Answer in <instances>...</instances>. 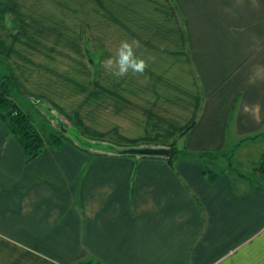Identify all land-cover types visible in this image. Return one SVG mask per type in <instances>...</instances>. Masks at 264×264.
Returning <instances> with one entry per match:
<instances>
[{
  "label": "crops",
  "instance_id": "crops-1",
  "mask_svg": "<svg viewBox=\"0 0 264 264\" xmlns=\"http://www.w3.org/2000/svg\"><path fill=\"white\" fill-rule=\"evenodd\" d=\"M121 39L143 75L100 67ZM0 53L91 143L27 162L0 120V264H264V150L232 163L264 145V0H0ZM175 139V168L110 149Z\"/></svg>",
  "mask_w": 264,
  "mask_h": 264
},
{
  "label": "trees",
  "instance_id": "trees-1",
  "mask_svg": "<svg viewBox=\"0 0 264 264\" xmlns=\"http://www.w3.org/2000/svg\"><path fill=\"white\" fill-rule=\"evenodd\" d=\"M8 72L0 77V120L7 128L9 134L16 139L20 148L26 156V161L31 162L36 159L46 147H50L54 150H61L64 148L66 143H76L77 147L83 151H88L90 148L81 145L79 142H74L70 137L67 136L66 131L62 129L61 126L55 129L48 136L42 135L36 126L34 125L31 116L21 109V107L12 98V93L22 87L20 79L10 70L8 67ZM24 90V89H23ZM38 100H42L39 96H34ZM58 112L64 113L58 106L53 105ZM65 115V113H64ZM70 119L69 116H66ZM65 128V127H64ZM182 135L178 136L181 137ZM88 138V137H87ZM90 140V139H89ZM92 140V139H91ZM87 144L86 140L82 141ZM171 153L169 156H151V155H133V154H120L116 150H125L130 148H148V147H130V148H117L114 145H110L111 152L115 156H125V157H138V158H161L166 160L172 168H175L176 162L179 159L188 158L189 153L187 150L178 149L177 139L173 140L167 146ZM199 156L204 157L201 153ZM257 173L264 178V153L262 158L258 163L256 168ZM204 174L208 177L209 181L213 183L218 177V173L211 168L205 167ZM78 264H106L102 260L96 258H89L82 262H77Z\"/></svg>",
  "mask_w": 264,
  "mask_h": 264
},
{
  "label": "rangeland",
  "instance_id": "rangeland-1",
  "mask_svg": "<svg viewBox=\"0 0 264 264\" xmlns=\"http://www.w3.org/2000/svg\"><path fill=\"white\" fill-rule=\"evenodd\" d=\"M2 57V58H1ZM8 60L6 59V57L0 53V77H3L5 75V70L9 71L7 67L8 66ZM12 98L19 102L17 103L19 106H21V103L24 104L23 102H21L22 96L19 95L17 92H13L12 93ZM21 99V101H19ZM26 104V108L24 107V111H27L29 113V115L31 116V119L34 123V125L36 126L37 130L42 133V135L44 136H48L50 133H52L53 131H55V129H58L61 126V120L59 118H64V116L60 115V112H58V110L55 112V114H57L56 116H53V112L50 111H46L43 106L41 105H29ZM58 112V113H57ZM54 122L55 126H52V123ZM74 126L70 127V125H65V128H63L66 131V134L68 137L73 138L75 135L74 132ZM79 135L80 134V130L78 129ZM75 139V138H73ZM79 141V140H77ZM83 140H80L79 143L81 145H84L85 147L87 146L88 148L90 147L91 143H87L84 144L82 142ZM95 147H99V146H95ZM232 147L229 148L228 151L231 150ZM264 150V145L262 143H259V145L256 148V151L253 152V154L247 158V157H242L239 159H234L232 160L233 166L239 168V170H241L242 172H245L244 170L246 169V171H251L252 168H254L256 166V163H254L255 160H257V158H255L254 156L257 154L258 151ZM252 158V159H251ZM259 159V158H258Z\"/></svg>",
  "mask_w": 264,
  "mask_h": 264
},
{
  "label": "clouds",
  "instance_id": "clouds-1",
  "mask_svg": "<svg viewBox=\"0 0 264 264\" xmlns=\"http://www.w3.org/2000/svg\"><path fill=\"white\" fill-rule=\"evenodd\" d=\"M140 42L136 39H121L108 49L109 54L101 61L100 67L105 74L122 79L129 74L143 75L148 61L140 50Z\"/></svg>",
  "mask_w": 264,
  "mask_h": 264
},
{
  "label": "water",
  "instance_id": "water-1",
  "mask_svg": "<svg viewBox=\"0 0 264 264\" xmlns=\"http://www.w3.org/2000/svg\"><path fill=\"white\" fill-rule=\"evenodd\" d=\"M120 154H133V155H151V156H169L171 151L169 148H130L125 150H116Z\"/></svg>",
  "mask_w": 264,
  "mask_h": 264
},
{
  "label": "built area",
  "instance_id": "built-area-1",
  "mask_svg": "<svg viewBox=\"0 0 264 264\" xmlns=\"http://www.w3.org/2000/svg\"><path fill=\"white\" fill-rule=\"evenodd\" d=\"M74 264H78V263H74Z\"/></svg>",
  "mask_w": 264,
  "mask_h": 264
}]
</instances>
